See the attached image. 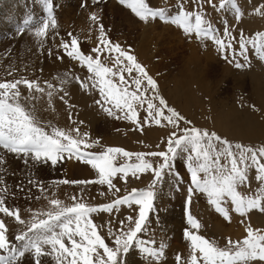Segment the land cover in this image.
Listing matches in <instances>:
<instances>
[{"label":"rangeland","instance_id":"374dc122","mask_svg":"<svg viewBox=\"0 0 264 264\" xmlns=\"http://www.w3.org/2000/svg\"><path fill=\"white\" fill-rule=\"evenodd\" d=\"M1 1L2 0H0V46L11 45L10 48H12L14 44L23 37L24 44L28 46H32L31 43L29 44L27 42L32 38L31 42H35L36 46L40 43L39 47L48 42L53 46L61 44L63 47L65 43L70 45L71 39L75 37L80 49L85 54L95 56L96 53L93 50L97 46H101V25H103L104 33L107 37L113 43H119L122 48L130 49L131 53L137 57L138 62L142 63L148 70L149 74L156 79L159 90L167 100L169 106L174 107L187 120H191L193 125L201 129L215 131L218 135L229 139L233 144L242 143L253 148L264 147V101L259 97L260 95L257 91L258 88H256L257 83L259 82L264 88V54L258 53L256 49L249 44L246 53L248 60L245 61L244 57L239 55L240 46L238 43L241 33H243L246 39H253L256 38L255 34L257 32H264V15H261L256 11L264 5V0H236L235 6L229 3L225 4L223 8L220 7V0H211V3H209L208 0H202L201 4L195 3V0H146V2L149 3V6L163 8L169 14H175L179 5L183 3L185 5V10L187 11H201L206 20L211 21L214 26L219 28L217 34L226 43L228 42V37L223 33L225 23L232 32L233 37H235L232 41V48L223 52L211 39L202 40L195 35L187 36L177 25L169 22H162L161 20H152L155 28L152 29L149 27L145 29L148 31L146 33L149 36L150 41L146 43L148 48L147 56L149 57V60L151 59L150 61H152V64L146 62V60L142 59L137 53L139 51V44L143 40L144 35V30L141 24L143 22L136 17L126 4L122 5L117 0H57V8H59V11L56 14L58 18L55 16L57 18L55 20V26L53 27V25L49 23V30L47 29L45 31V35L41 36L42 38L36 35V29L42 27L43 24V22H37L39 20L36 21L38 24L35 22L34 26H31L23 32L19 29L21 26V20H25L28 9H31L30 7H32V4L34 5L32 11L36 18L40 14H43L41 0ZM4 3L12 6L9 8V14L6 10H3ZM115 5L119 8L122 7L126 13L123 11L121 14L119 9L117 10V8H115ZM237 9L240 10L242 15H237ZM1 10H3L4 13H2ZM127 13H130L132 17L135 18L133 21L135 20L136 22L134 21L133 24L128 22L127 18L129 17L126 15ZM64 14H67L68 16H63ZM93 16L96 17L95 20L92 19ZM5 20L9 22L5 24ZM65 24H67V26H65ZM160 30H162V33L159 32ZM82 45L88 46L89 49L83 50L81 47ZM10 48L5 52V55L7 57H14L15 55H13L12 49L10 50ZM50 52L51 51L47 52L46 55L52 56ZM233 52L236 54V59L244 64V67L239 69L236 68L235 62L231 59ZM27 53L30 56H34L31 55L33 54L32 51H27ZM44 54L45 50H40L39 53L36 54V57L43 59L45 57ZM225 54L229 56L228 60L224 58ZM114 55V53L109 55L107 60L103 54H101L99 58L102 63H105L109 67H114ZM154 63L159 66L152 68L155 67ZM150 64L153 66L149 67ZM151 69L153 70L151 71ZM154 69L158 72L157 74L153 73ZM85 71L87 75H83L81 80L83 79L85 81L84 85L87 84L89 87L85 89L83 87L80 91H77L75 87L66 86L64 83L60 82L61 84L56 87L57 90H52L54 92L53 97L55 100L51 107L55 108L56 115L60 116V123H55V127L63 129L66 132H72L74 138H86L89 143L99 140L98 144H94L93 147L87 149L92 152H101L108 147H122L126 151L133 153L166 150L165 142L173 131L170 125L164 126L166 122L163 120L161 125H156L151 120L146 119V104L143 107L137 106L138 120L141 121L139 125L134 121L124 119V112L116 110L113 105L107 103H104L103 107L97 105L96 101L102 99L99 95V89L93 88L92 81L89 80V77L92 74L87 69H85ZM135 75L136 73L134 72L133 76ZM165 77L166 80H168L167 83L162 82L165 80ZM176 77L177 79H175ZM180 79L183 80L182 83H179ZM113 80L118 83V75L113 77ZM125 80H129L126 72ZM56 82L59 81L56 80ZM42 87L44 88V84H42ZM184 89L189 92H184ZM129 90H135L134 85L129 84ZM174 90H176V92ZM48 91L49 90H46L44 95L47 94ZM75 94H77V97L74 96ZM84 94L90 97H87L89 101H86V99L85 103L80 100L78 101V97H81V95L82 99L86 98ZM45 96L48 98L47 95ZM63 96L64 98L61 99ZM71 103H73V105ZM105 107L112 108L113 111L117 112V116H109L104 111ZM87 111H90L91 113L97 112V115L94 113L96 117L102 116L101 122L103 123L100 128H98V130H101L102 132L100 131L101 133H99V136H96V138L93 135L94 128L87 129L85 127V122L82 120L83 115H85ZM239 111L240 114L238 115ZM165 114L167 115V112H165ZM237 115L240 117L243 116V118L247 119L254 117L259 123V128L262 130V134H255L257 130L254 128V132L251 135H248L247 131L250 130L248 125L242 121L234 120ZM234 121L238 123L237 126ZM44 126L46 130L51 131L52 126ZM183 126L184 124L181 122V127ZM245 127H247V130ZM76 129L79 130V135H77L75 131ZM85 133L88 134L87 137H84ZM190 154H192L191 150L187 153L181 151L173 160L171 168H166L159 180H156V177L152 172L142 173L139 175V178H129L126 181L118 174L117 177L114 178L113 183L120 189L119 192L115 191V189H109L107 185L101 186L95 183H86L84 185L72 183L63 184L61 181L64 179H67L68 181H80L81 179L63 177L62 180H57V174H60L59 170L61 169L59 163L57 164L58 166H53L50 162H33L32 159L20 156H15L14 162H19L21 159L22 161H25V159H27V163L25 164H28L30 161V166H27L26 169L21 166H16V164L13 165V167L6 166L5 173L12 177V181L15 180L14 183L19 184L17 185L18 189L21 188L23 194H27V190L22 181L30 172L42 174L47 168L46 171H49V176L52 175L51 178L54 177V180L47 182L46 185H54L53 183H55L56 180L60 183L56 190H49V193L46 192L48 189L44 188L42 185L37 186V189L39 188L40 191L43 189L42 192H44L42 201L37 206L38 209L33 211V216H28V218L26 216L21 217L23 220L25 217L31 219V222L34 218H47L45 214L53 209V206L50 204L52 199H59L62 204L66 206H71L76 202H83L96 206L103 203H110L112 200L127 194V192L133 188L146 189L154 180H156L154 185L156 195L153 208L149 214V219L144 231L138 234V239H143L145 245L151 240L155 246L161 245L164 248V251L160 258L166 257L170 251L172 253L175 252L177 257H179V259L176 257L175 264H190V241L185 239L183 235V239L186 241L184 248V245H175L173 241L176 230L173 228L174 225L171 224L172 222L170 221H172L173 218L176 219L180 214L183 221V227L180 228L182 234H184L186 228L188 230L192 229L187 221V216L190 213L200 222L201 225L199 230L192 229L191 231L203 235L211 241H215L216 244L222 248L228 245L229 239L233 242H242L248 235V228H253L258 230L260 234H264V213L260 212L259 209H253L248 213L241 215L240 213L235 212L231 200L226 198L227 202L224 206L228 208L231 217V219L228 220L215 210V206L209 202L207 194H201L198 190L196 193L192 194L191 203H188V188L191 187L190 170L188 169V156ZM148 159H150L157 167L163 162L162 157ZM1 162L5 163L4 160ZM136 162L135 157L126 160L122 156L118 157L116 161L117 165ZM80 163L85 164L83 162ZM261 163H264V160H261ZM86 167L87 168H85V165H82L81 168L85 171V176L83 178H89L87 181L97 180L99 178L97 176V170L93 169L91 165L88 166V164H86ZM256 176L257 172L253 169H249L248 179L244 184L238 185L237 190L246 197L260 195V193L264 191V183L257 180ZM17 178L19 180H17ZM26 180L32 185L31 178H26ZM83 180L85 181V179ZM31 190L36 192V187H32ZM6 201H8V204ZM165 205L167 209L171 207V213L175 210V213H172L173 216L170 212L167 213L166 208L165 210L163 209ZM5 206L12 210L18 208L20 211H23L21 207L11 204L6 197ZM40 206L43 210H41ZM179 209L181 210V213L176 214V210ZM129 214L134 213H132L127 206H121L119 211L111 214L94 213L91 218L94 223L97 224L98 231L105 237L106 242H108L110 246H113V238L108 235V227L111 225L113 231H117L119 227L118 222L123 220ZM40 215L44 217L42 218ZM1 217L5 221L7 228L9 220L6 221L3 215H0V218ZM211 218H217V221L221 218L219 222H223L222 226L224 228V234H218L215 230L208 227L206 220L208 221ZM26 230V225H23L21 233ZM9 238L10 237H8V239ZM9 241L17 248L18 245L19 247L21 246V243L17 240L15 241L17 244L15 242L13 243L10 239ZM180 252L190 253L188 254L189 256L185 257ZM156 262V257L147 256L137 247L130 250L125 257V264H155ZM248 264H264V261L256 259L249 261Z\"/></svg>","mask_w":264,"mask_h":264},{"label":"snow or ice","instance_id":"6c2138e0","mask_svg":"<svg viewBox=\"0 0 264 264\" xmlns=\"http://www.w3.org/2000/svg\"><path fill=\"white\" fill-rule=\"evenodd\" d=\"M49 13V19L45 20L42 27L36 29L37 36L45 35L49 23L55 26V18L52 14L51 0H41ZM211 3V0H208ZM236 0H220V7L225 4H233ZM122 5L128 8L139 18L141 22L152 20H163L177 25L187 36L195 35L200 39H211L223 52L232 48L235 39L226 23L223 33L228 37L226 43L217 34L219 28L204 18L201 11H187L181 3L175 14H169L165 9L150 7L146 0H120ZM201 4L202 0H195ZM264 15V5L256 10ZM237 15H242L237 9ZM96 19L95 16L92 17ZM29 21H25L27 25ZM71 35V34H69ZM256 38L246 39L241 33L239 38V55L247 61V46L252 45L258 53L264 54V32H257ZM100 45L93 51L95 56L85 54L79 47L75 37L71 39L70 45H63L67 57L80 62L87 67L92 74L89 80L93 88L99 89L102 98L96 104L103 107L104 103L113 105L116 110L124 112V119L136 122L138 125L137 106L146 104V119L156 125L171 126L173 131L166 140V150L137 152L126 151L122 147H108L101 152H92L87 149L98 144L99 140L89 143L87 139L74 138L72 132L52 127L46 130L35 114V109L28 110L22 101L34 99L29 95L22 96L19 85L23 84L27 89L43 94L45 89L37 82L30 80H15L0 83V147L11 153L30 158L33 162L47 163L55 166L65 160L75 159L97 170L98 179L91 181H68L64 179L63 184L95 183L101 186L107 185L109 189H120L113 183L119 174L126 181L129 178H139L142 173H154L159 180L163 171L170 169L173 160L181 151L191 153L188 156V169L190 170V184L188 188V203H191L192 194H207L209 202L215 206V210L228 220L231 219L229 210L224 206L227 199L231 200L235 212L244 215L250 210L259 209L264 213V191L258 196H244L238 191V185L244 184L248 179L249 169L257 172L256 179L264 183V147L253 148L242 143L233 144L229 139L218 135L215 131L201 129L187 120L174 107L169 106L167 100L159 90L158 83L149 74L146 67L138 62L137 57L130 49L122 48L119 43H113L104 33L101 25ZM114 55V67H109L100 60V55ZM226 60L229 56L225 54ZM232 61L236 68L244 67L236 59L233 52ZM125 72L129 80H125ZM136 73L133 76V73ZM118 75L119 82H114L113 77ZM129 84L134 85L135 90H129ZM49 91L47 96L51 100L53 86L47 85ZM88 87L87 84L84 85ZM151 93V94H148ZM63 99V97H61ZM104 111L109 116H117V112L110 107ZM167 112V115L165 114ZM181 122L184 126L181 127ZM82 123V122H81ZM79 135V130H75ZM87 133L84 137H87ZM126 160L136 158V163H124L117 165L118 157ZM162 157L163 162L155 166L150 159ZM223 161V162H222ZM27 163V159L24 161ZM153 181L148 188H133L127 194L112 200L92 206L83 202H76L71 206L63 205L59 199H52L50 204L53 209L46 213V219H33L27 225V230L17 235L15 239L22 242V248L15 247L8 239L5 221L0 219V264H18L19 258L34 252L33 264H41L40 258L47 255L54 256L56 264H125L126 255L134 247L149 257L160 258L164 248L156 250L145 246L143 239H138V234L144 231L149 214L153 208L155 191ZM43 190V189H42ZM7 192L0 187V213L7 217H14L21 225L25 220L21 218L20 210L10 209L5 206ZM121 206H127L134 214L127 215L118 222L117 231L112 226L108 227V235L113 238V246L106 242L105 237L98 231L92 214L114 213ZM188 224L192 229L199 230L200 222L190 213L187 216ZM127 222V223H126ZM185 238L191 243L190 264H248L249 261L259 259L264 261V234L258 230L248 228V235L243 241H228L226 247H219L215 241L197 234L187 228L184 231ZM65 240L69 242L66 245ZM45 246L50 250L45 252ZM199 254V255H198ZM179 259V257H177Z\"/></svg>","mask_w":264,"mask_h":264},{"label":"bare ground","instance_id":"6f19581e","mask_svg":"<svg viewBox=\"0 0 264 264\" xmlns=\"http://www.w3.org/2000/svg\"><path fill=\"white\" fill-rule=\"evenodd\" d=\"M20 5H21V3H20ZM10 7H12V6L6 5L4 3L3 10L4 11L6 10V12H8V14H9V12H10V9L9 8ZM115 8H117V10L119 9V11L121 12V14L124 11V9H122V7L119 8L117 5H115ZM7 9H8V11H7ZM3 10H1L2 13H4ZM19 11H21V10H19ZM124 12L126 13V11H124ZM67 14H64L63 16H65ZM129 14L128 13L126 14L129 17V18L126 17L127 18V21L130 22L131 24H133L134 21H135V20L133 21V19H135V18H133L132 15L131 14L129 15ZM58 16H60V15H58ZM68 20H69V18H68ZM80 20H81V18H80ZM4 22H5V24H7L9 21L7 22L5 20ZM66 23H67V21H66ZM141 24H142V27H143V30H144L143 31L144 35H143V40L139 44V48H138L139 51L137 53L140 55V57L142 59L146 60V62L152 64V61H150L151 59L149 60L148 59L149 57L147 56L148 55V50H147L148 48H147L146 43H148V41H149V36L146 33L148 31H146L145 29L146 28H149V27H151L153 29L155 27H154V24L152 23V21H150V22H143ZM65 26H67V24H65ZM64 30H65V28H64ZM159 32L162 33V30H160ZM31 40H32V38H30L27 42L29 44L31 43L32 46H28V45L24 44L25 42L23 41V37H21V39L18 40L16 42V44H14V46L12 48H10L11 45L10 46L9 45L8 46L7 45H1L0 46V83L1 82L3 83L4 81L5 82H9V81H15V80H30V81L37 82L41 87H42V84H44V88H46L45 89V92H46V90H49L48 87H47L48 84H51L53 86V89H56V87L58 85H60L61 83H64L66 86L75 87V89H77V91L78 90L80 91V89H82L84 87V82L85 81L83 79L81 80V77H83V75L84 76L87 75L85 73L86 72L85 69H87V67L85 65H82L80 62L75 61V60H73L70 57H67L66 52H65V49H64V47H62L61 44H57V45H54L53 46V45L49 44V42H48L47 44L44 43V45L42 44V46L39 47V44L40 43L37 44V46H36L35 45V42H31ZM81 47L83 48V50L89 49V47L88 46H85V45L84 46L82 45ZM9 48H10V50L12 49V53H13V55H15L14 57H11V56L7 57L5 55V52H7L9 50ZM40 50L41 51L42 50H45V54H44L45 57L43 59L36 57V54L39 53ZM27 51H32L33 54H31V55H34V56L28 55ZM49 51H51L50 54H52V56L46 55V53L49 52ZM147 60H149V61H147ZM151 64H150L149 67L153 66ZM154 66L155 67H152V68H156L159 65L154 63ZM149 70H150V68H149ZM152 70L153 69H151V71ZM153 73H156L157 74L158 72H156L155 69H154V72ZM181 77H182V75H181ZM164 79L165 80L162 81V82L163 83H167L168 80H166V77ZM175 79H177V77ZM56 80H58L59 82H56ZM158 80H161V79H158ZM172 80H174V79H172ZM182 82H183V80L180 79V82L179 83H182ZM185 82H186V80H185ZM259 83H257V87L256 88H258L257 91H258V93L260 95L259 97L261 98L262 101H264V88ZM175 84H176V82H175ZM84 89H85V87H84ZM19 90L21 91L22 96L27 97V96L31 95V96L35 97L34 99L22 101V103H24L25 107L28 110H33V108L35 109V114L39 118L40 122L43 125H46L48 127H51V126L52 127H55V123H60V116L59 115H56L55 108L51 107L52 104H53V102H54V100H55V98L53 96H52L51 100H49L45 96L47 94L44 95V93L41 94V93L36 92L34 90H31L30 91L23 84L19 85ZM174 91L176 92V90H174ZM186 91H188V90H185L184 89V92H186ZM64 92H67V91H64ZM178 93H179V91H178ZM58 94H60V93H58ZM76 95L77 94H75L74 96H76ZM81 97H82V95H81ZM81 97H78L79 98L78 101L80 100V101H83L84 103H85V99H86V101H89L88 98H90L87 95H85L86 98H84V99H82ZM63 98H64V96H63ZM98 98H99V96H98ZM65 99H67V98H65ZM71 104L73 105V103H71ZM62 106H65V105H62ZM84 110H86V109H84ZM94 113H91L90 111L89 112L87 111L86 114L83 115L82 120H83V122H85V125H86L85 127L87 129H89V128L91 129L92 127L94 128L93 135L96 138V136H99L98 134L102 132L101 130H100L101 131L100 132L98 130V128H100V126L102 125L103 122H101L102 116H100V117L97 116L96 117L97 112L95 113L96 115ZM239 114H240V111H239L238 115ZM238 115L236 116V118L234 120H236V121H242L243 123H245V124L248 125V128L250 129L249 131H247V134L248 135H251L254 132L253 131L254 128L257 130L255 132V134H258V135L259 134H262V130L259 128V123H258V121L254 117H252L250 119H247V118H243V116L240 117ZM234 123L237 126L238 123H236L235 121H234ZM245 128L247 130V127H245ZM238 130H239V128H238ZM97 131H99V132H97ZM15 156L23 157V156L18 155V154H12L8 150L3 149L2 147H0V187L4 188V190L7 192L6 199L8 198V200L10 201L11 204H13L15 206H18V207H21L23 209V211H20L21 217L22 216L23 217L26 216L28 218V216H33V211L34 210L36 211V209H38L37 206L40 204V202L42 201V197L44 196L43 195L44 192H42L43 190L40 191L39 188L37 189V186L38 185H42L44 188H47L48 190L46 192H48L49 190H56V188H58V186L60 185V183L57 180H62L63 177H72L73 179H81V180L85 179V181H87L89 179V178H83L85 176V171H83L81 169L82 168V165H85V168H87L86 167V164H82V163H80V161H77L75 159H69V160H65L63 163H59V165H61L60 166L61 169L59 170L60 174H57L58 177H56L57 180L55 182L56 184L53 183L54 185H49V184L46 185L47 182H50L51 180H54L53 179L54 177L51 178L52 175L49 176V171H46L47 168H46L45 171H43V172L41 171L42 174L41 173H38L37 174V173L30 172L27 176H25V178H23L24 180L22 181V183L25 184V186H24V184H23V186L26 187V190H27V194H23L21 192V188L18 189V186L17 185H19V184L18 183L17 184L14 183L15 180L12 181V177H10L9 175H6L5 170H6V166L13 167V165H15V164H16V166H21L22 168H25L26 169L27 166H30V164H29L30 161H29L28 164H25V162L22 161V159L19 162H16V161L14 162V160H15L14 157ZM23 158H25V157H23ZM2 160H4L5 163H2L1 162ZM88 166H90V165H88ZM13 171H12V173H13ZM97 176H98V174H97ZM26 178H31V184L32 185H30L28 183V180H26ZM17 180H19V179L17 178ZM32 187H36V192H34V191L31 190ZM6 202L8 204V201H6ZM166 205L163 207L164 210L166 208ZM40 208H41V206H40ZM170 208L169 209L166 208L167 213H169V212L171 213L172 209H170ZM41 210H43V209L41 208ZM172 213H175V210H173ZM177 213L180 214L181 213V210L180 209L179 210H176V214ZM38 214H39V212H38ZM176 214H174V215H176ZM0 215H3V217L6 219V221L9 220V223H8V226H7L8 231L6 232V235L8 237H10L9 239L12 240L13 243H14L16 241L15 237L17 235L21 234L23 225L19 224V222L16 221L14 217H7L3 213H0ZM180 215L177 216L176 219L173 218V220L170 221V222H172L171 224L174 225L173 228H175V230H176V234H174V240H173L174 241V244L175 245H181V246L184 245L183 246V248H184L185 245H186V241L183 239V235L184 234H182V232L180 230V228L183 227V221H182V218L180 217ZM40 216H42V215H40ZM172 216H173V214H172ZM26 217H25L24 220H25V225H26V228H27V225L31 223V219H27ZM43 217L44 216H42V218ZM0 219H2V217ZM44 219H46V217ZM169 219H168V221H169ZM216 219L215 218H211L208 221L206 220V224L208 225V227L210 229L215 230L218 234H224V231H223L224 228L222 226V223L223 222L222 223L219 222V220L221 218L218 221ZM184 238H185V236H184ZM18 242L21 243L20 244L21 246L19 247V245H18V248H22V242L21 241H18ZM65 243L66 244H69V242L67 240H65ZM49 250L50 249L47 246H45V252H47ZM180 253L183 254L185 257H187V256H189L188 254L190 252L189 253L180 252ZM175 254H176L175 252L172 253V252L169 251L166 257L157 259V262L155 264H175V259L177 257V254L176 255ZM34 259H35L34 252L28 253L23 258H21V259L19 258L18 264H33ZM40 260H41V264H56V261H55V257L54 256L49 257V256L45 255L42 258H40Z\"/></svg>","mask_w":264,"mask_h":264}]
</instances>
